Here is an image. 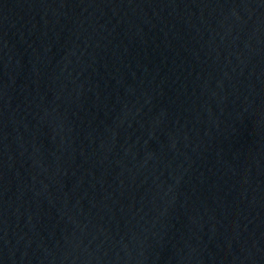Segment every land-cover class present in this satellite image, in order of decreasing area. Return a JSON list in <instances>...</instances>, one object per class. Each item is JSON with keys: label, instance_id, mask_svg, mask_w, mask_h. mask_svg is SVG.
I'll use <instances>...</instances> for the list:
<instances>
[{"label": "water", "instance_id": "95a60500", "mask_svg": "<svg viewBox=\"0 0 264 264\" xmlns=\"http://www.w3.org/2000/svg\"><path fill=\"white\" fill-rule=\"evenodd\" d=\"M0 264H178L161 0H0Z\"/></svg>", "mask_w": 264, "mask_h": 264}]
</instances>
